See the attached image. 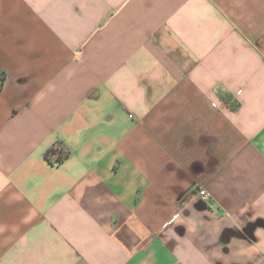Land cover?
Segmentation results:
<instances>
[{"label":"crops","instance_id":"crops-1","mask_svg":"<svg viewBox=\"0 0 264 264\" xmlns=\"http://www.w3.org/2000/svg\"><path fill=\"white\" fill-rule=\"evenodd\" d=\"M0 70V264H264V0H0Z\"/></svg>","mask_w":264,"mask_h":264},{"label":"trees","instance_id":"trees-1","mask_svg":"<svg viewBox=\"0 0 264 264\" xmlns=\"http://www.w3.org/2000/svg\"><path fill=\"white\" fill-rule=\"evenodd\" d=\"M6 80V73L4 71H1L0 70V88L3 86L4 82ZM50 152L48 151L46 156L49 160L50 159V156H49ZM65 159V157H63L62 155L58 158V162H62L63 160Z\"/></svg>","mask_w":264,"mask_h":264},{"label":"built area","instance_id":"built-area-1","mask_svg":"<svg viewBox=\"0 0 264 264\" xmlns=\"http://www.w3.org/2000/svg\"><path fill=\"white\" fill-rule=\"evenodd\" d=\"M199 195L202 200H207L210 197V194L206 189H201Z\"/></svg>","mask_w":264,"mask_h":264},{"label":"clouds","instance_id":"clouds-1","mask_svg":"<svg viewBox=\"0 0 264 264\" xmlns=\"http://www.w3.org/2000/svg\"><path fill=\"white\" fill-rule=\"evenodd\" d=\"M180 218V214L178 213L176 216H174L172 218V221L175 222L176 220H178Z\"/></svg>","mask_w":264,"mask_h":264}]
</instances>
